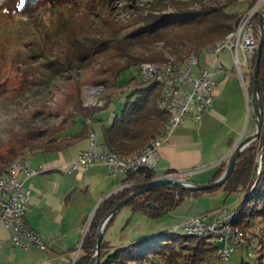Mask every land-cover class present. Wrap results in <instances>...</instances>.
Returning a JSON list of instances; mask_svg holds the SVG:
<instances>
[{"label":"trees","instance_id":"16d2710c","mask_svg":"<svg viewBox=\"0 0 264 264\" xmlns=\"http://www.w3.org/2000/svg\"><path fill=\"white\" fill-rule=\"evenodd\" d=\"M8 1L0 0V11L4 9L15 13L16 11H30L43 2L58 4L62 7L83 8L82 24L69 30L64 37L63 44H57L56 51L61 53L56 57V61L43 65L39 70L40 73L45 69L56 75L66 71L73 64L81 65L88 60H94L107 54L110 59L108 60L112 61L108 63L106 61L101 65L99 73L103 78L95 83L96 86L101 85L105 89L104 106H86L82 97L78 96L75 105L73 104L69 120L64 118L60 127L48 130L31 129L11 141L9 145L1 147L0 177L5 174L12 162L23 158L27 153L61 151L87 137L90 129L87 120L94 122L98 112L109 108L111 97L118 93H125L126 87L131 91V94L125 98L121 115L115 114L109 125L102 124L103 146L121 159H128L139 154L156 136L167 117L159 109L161 89L156 86L134 84L135 79L132 76L125 85H120L121 77L126 72L137 69L144 63L161 62L164 59L163 53L153 52L151 49L142 53H133L134 46H145L156 39L166 38V31L180 28L193 31L198 47H205L236 30L244 14L238 11H229L230 7L239 0H227L225 3L215 2L202 5L199 9L194 10L186 8L172 15L140 16L121 25L115 24L113 21H105L104 26L97 28L91 22L92 17L97 15L102 3L107 0H24L23 4H21V0H16L13 6H7ZM255 3L256 0L251 1L248 9L252 8ZM260 14L261 11L254 18L255 34L258 40L260 38ZM169 41L172 42V40ZM195 50L197 48L189 51L188 55ZM117 59L118 62H113ZM181 59L183 58L179 57L176 61H181ZM255 61L256 57L253 64ZM253 64L251 65V85L247 88L249 95H252L253 92ZM40 73L35 71L34 75ZM258 80L259 100L264 112V46ZM25 81L26 84L31 83L28 79ZM107 88L111 89L108 94H106ZM78 123L82 124L81 130L69 136L68 132ZM261 152H263L262 159L260 158ZM227 167V164H223L212 182L218 180ZM157 177L155 170L149 169H140L125 175L122 184L128 186L111 194L100 205L90 221L74 264H90L96 253L98 228L105 216L120 201L142 189ZM218 189H223L228 196L235 193L243 196L240 206L233 209L238 213L235 220L236 226L249 229L254 219L264 225V122L260 139L252 142L240 153L234 173L222 187L204 192L186 191L172 186L155 188L132 199L124 207H130L134 213L142 212L150 218L156 219L174 211L188 197H196L201 193L213 192ZM154 205L155 209L152 208ZM120 210L110 219L108 226L113 223ZM257 252L259 256L256 264H264V247ZM214 254L215 248L202 239L181 233L164 232L120 247L112 246L103 239L97 264H211L217 259ZM242 264L247 263L242 262Z\"/></svg>","mask_w":264,"mask_h":264},{"label":"rangeland","instance_id":"374dc122","mask_svg":"<svg viewBox=\"0 0 264 264\" xmlns=\"http://www.w3.org/2000/svg\"><path fill=\"white\" fill-rule=\"evenodd\" d=\"M226 1L107 0L102 3L91 22L97 28L104 26L105 21H113L115 24L121 25L140 16L172 15L186 8L194 10L199 9L202 5L215 2L225 3ZM15 3L16 0H9L6 5L13 6ZM248 7L249 2L239 0L230 7L229 11L244 13ZM83 12V8L62 7L58 4L44 2L36 5L30 11H16V13L7 9L0 11V148L9 145L11 141L31 129L48 130L60 127L64 118L69 120L73 104L75 105L78 96L82 97L85 104H95L101 100L105 103L104 94L93 96L88 91L91 87L96 86L95 83L99 79L103 78L99 73L101 65L106 61V63L112 61H109L108 54L88 60L81 65L73 64L66 71L56 75L45 69L41 73L39 71L43 65L56 61V57L61 53L56 51L57 44H63L64 37L69 30L82 24ZM194 48L202 53L204 47H198L193 31L175 28L166 31V38L156 39L145 46L136 45L132 51L133 53H142L151 49L153 52H161L164 55L162 62L176 60L179 57L184 60L188 52ZM202 57L203 53L200 58L203 59ZM219 58L226 61L230 68H235L234 60L225 53H221ZM116 61L119 60L113 62ZM251 68L252 66L247 74L244 73V79H247V88L251 85ZM35 71L40 74L34 75ZM243 71L245 72L246 69L244 68ZM133 74V70L126 72L121 77L120 85H125ZM228 76L230 93L242 97V102H244V106H241L244 111L242 117L240 115L239 125L241 135L247 137L245 132H250L253 128L254 112L251 105L248 108L245 85L238 71L230 72ZM25 79L33 84H26ZM134 81V84L138 85L137 81ZM134 84L132 83V85ZM109 92L111 89L107 88L106 94ZM124 92L113 95L109 108L97 113L94 122L100 140L102 139V124H109L115 114L121 115L125 98L131 94L127 87ZM248 96L250 102L252 95L248 94ZM235 104L238 107V101ZM81 128L82 124L78 123L76 131ZM262 157L263 152L260 155L261 159ZM207 195L210 206L208 214L212 217L216 216L222 207L236 209L243 202L241 194L235 193L228 196L223 189L215 190L212 194ZM189 203L190 200L187 199L177 208V211H172L156 219L150 218L142 212L134 213L130 207L122 208L110 226L114 242L117 246H127L135 241L164 232L180 233L176 230L179 224L178 214L186 213L190 207ZM253 228L264 229V225L254 219L249 229ZM256 246L236 250L230 256L227 264H242V262L256 264L259 256L257 251L264 245L261 248L258 247V244ZM211 264L223 263L216 260Z\"/></svg>","mask_w":264,"mask_h":264},{"label":"crops","instance_id":"0c3cea01","mask_svg":"<svg viewBox=\"0 0 264 264\" xmlns=\"http://www.w3.org/2000/svg\"><path fill=\"white\" fill-rule=\"evenodd\" d=\"M202 53L204 65L206 54L203 49ZM216 61L224 60L218 58ZM224 62L227 70L215 75L216 87L211 106L198 121L187 117L185 123L174 129L168 143L161 148L160 160L155 169L158 177L173 175L196 185L211 183L221 166L228 165L232 149L244 139L239 125L244 102L242 97L230 93L228 74L235 71ZM250 67H245V74ZM246 80L245 93L249 108ZM237 101L238 107L235 104ZM76 127L71 129L73 132H68L69 136L79 131H76ZM89 128V131L94 128L98 134L95 122ZM255 131L254 121L252 130L245 133L250 136ZM98 144L103 145L99 134ZM90 148L87 136L61 151H37L24 156L30 160L32 169H38L41 165L44 167V172L25 181V185L31 189L25 223L31 232L43 240L46 249L33 246L25 250L15 247L12 229L3 228L0 231V264H71L74 261L90 221L100 205L124 187L122 181L125 175L114 176L100 163L87 169L70 171V164L77 159L78 154ZM21 179L24 180V177L21 176ZM213 192L186 198L190 200V207L186 213L178 214L177 227L184 220L202 214L214 219L216 216L208 214L210 206L207 195ZM110 226L107 225L103 239L112 246L120 247L114 242Z\"/></svg>","mask_w":264,"mask_h":264},{"label":"built area","instance_id":"2783aa9c","mask_svg":"<svg viewBox=\"0 0 264 264\" xmlns=\"http://www.w3.org/2000/svg\"><path fill=\"white\" fill-rule=\"evenodd\" d=\"M241 1L250 3L253 0ZM263 9L264 0H256L255 5L244 12L236 30L202 48L206 54L204 65L201 63V51L195 50L181 61L149 62L134 69L132 77L138 84L161 89L159 109L167 117L166 121L146 147L128 159H121L103 145L100 146L97 132L94 128L91 129L88 134L91 148L78 154L77 159L70 164V171L87 169L98 163L106 166L114 176L126 175L140 169L155 170L160 160V150L168 143L174 129L182 126L189 116L196 121L200 120L211 106L216 87L215 75L227 70L224 61H216L221 53L228 54L234 60L235 68H232V71H238L245 85L243 70L253 64L259 42L255 34L254 18ZM104 92L105 89L101 85L91 87L88 91L93 96ZM104 104L101 100L85 105L103 107ZM92 123L87 120L88 125ZM30 163L28 158H20L12 162L0 177V231L3 228L12 229L15 247L26 250L35 246L45 250L43 240L31 232L25 223L31 195V189L25 185V181L44 172L43 165L32 169ZM168 177L178 179L173 175ZM126 186L128 185H124ZM237 215V211L225 206L218 211L214 219H210L206 214L188 218L176 230L209 243L215 248V257L221 263L227 264L236 250L257 244L261 248L264 245V229H244L236 226ZM1 244L0 239V253Z\"/></svg>","mask_w":264,"mask_h":264},{"label":"water","instance_id":"95a60500","mask_svg":"<svg viewBox=\"0 0 264 264\" xmlns=\"http://www.w3.org/2000/svg\"><path fill=\"white\" fill-rule=\"evenodd\" d=\"M259 27H260V38L258 42V49L256 53V61L254 63V75H253V92L250 100V105L253 109L254 116L256 117V131L254 134L246 137L245 139L239 141V143L232 149L230 153L229 163L227 169L223 172L221 177L211 183L208 184H202V185H196L181 179H174L169 177H157L153 179L150 183H148L145 187L142 189L133 192L128 197H126L124 200L120 201L112 211H110L105 218L102 220L99 228H98V238L96 243V253L91 260L90 264H97L99 257H100V250H101V243L104 238V232L106 230V227L110 221V219L124 206H126L132 199L140 197L149 191L155 189V188H162L165 186H172L177 189L186 190V191H192V192H204V191H211L216 188L222 187L232 176V174L235 171L236 164L238 162V158L241 152H243L252 142L259 140L262 134L263 129V108L261 106L260 100H259V67H260V61H261V55L262 50L264 46V9L260 14L259 18ZM150 206V205H149ZM152 208H156V206H152ZM85 238V236H84ZM83 238V240H84ZM78 256V254H77ZM76 256V257H77Z\"/></svg>","mask_w":264,"mask_h":264},{"label":"snow or ice","instance_id":"6c2138e0","mask_svg":"<svg viewBox=\"0 0 264 264\" xmlns=\"http://www.w3.org/2000/svg\"><path fill=\"white\" fill-rule=\"evenodd\" d=\"M24 3V0H21V4H23Z\"/></svg>","mask_w":264,"mask_h":264}]
</instances>
